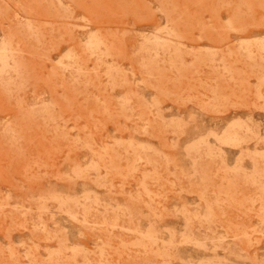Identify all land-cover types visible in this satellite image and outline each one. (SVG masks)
I'll return each instance as SVG.
<instances>
[{"label":"rangeland","instance_id":"obj_1","mask_svg":"<svg viewBox=\"0 0 264 264\" xmlns=\"http://www.w3.org/2000/svg\"><path fill=\"white\" fill-rule=\"evenodd\" d=\"M0 264H264V0H0Z\"/></svg>","mask_w":264,"mask_h":264}]
</instances>
